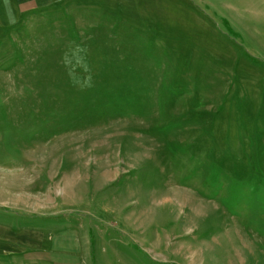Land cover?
<instances>
[{"label": "rangeland", "instance_id": "rangeland-1", "mask_svg": "<svg viewBox=\"0 0 264 264\" xmlns=\"http://www.w3.org/2000/svg\"><path fill=\"white\" fill-rule=\"evenodd\" d=\"M80 2L0 28V225L75 264H264V0Z\"/></svg>", "mask_w": 264, "mask_h": 264}, {"label": "crops", "instance_id": "crops-1", "mask_svg": "<svg viewBox=\"0 0 264 264\" xmlns=\"http://www.w3.org/2000/svg\"><path fill=\"white\" fill-rule=\"evenodd\" d=\"M73 6L81 4L80 0H0V28L14 25L17 21L27 15L45 14L54 12L62 14L65 5ZM28 212L35 213H55L58 208H42V210L32 211L33 209H25ZM35 210V209H34ZM43 231L39 230H20L12 231L11 227L0 225V253L7 255H20V259L24 264L28 261H34L33 264H45L47 261L53 264H75L72 258L62 255L63 252L71 251L73 253L75 238L71 235L66 237L63 234H55L51 238H47ZM66 244H69L67 248ZM49 245L47 248L46 246ZM28 250H32L27 254ZM31 264V263H27Z\"/></svg>", "mask_w": 264, "mask_h": 264}, {"label": "bare ground", "instance_id": "bare-ground-1", "mask_svg": "<svg viewBox=\"0 0 264 264\" xmlns=\"http://www.w3.org/2000/svg\"><path fill=\"white\" fill-rule=\"evenodd\" d=\"M233 232L235 233V235H236V237H237V241H238V243H239L240 246L243 247V246H247V245H249V242H248V241H247L246 243L243 244V242H244V238H243V236L241 235V233H239V232H237V231H233ZM225 233H227L228 236H229V235H233L232 232H231L230 230H229V231H226V230H225ZM240 241H241V242L243 241L242 244L240 243ZM242 247H241V248H242ZM239 249H240V248H239ZM239 249H238V250H239ZM238 250H237V251H238Z\"/></svg>", "mask_w": 264, "mask_h": 264}]
</instances>
